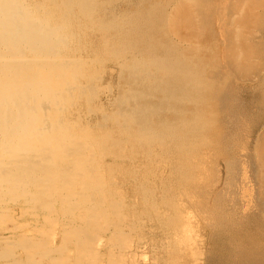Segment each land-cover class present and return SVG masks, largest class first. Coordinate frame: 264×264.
Listing matches in <instances>:
<instances>
[{"label": "bare ground", "instance_id": "obj_1", "mask_svg": "<svg viewBox=\"0 0 264 264\" xmlns=\"http://www.w3.org/2000/svg\"><path fill=\"white\" fill-rule=\"evenodd\" d=\"M143 247L264 264V0H0V264Z\"/></svg>", "mask_w": 264, "mask_h": 264}, {"label": "rangeland", "instance_id": "obj_2", "mask_svg": "<svg viewBox=\"0 0 264 264\" xmlns=\"http://www.w3.org/2000/svg\"><path fill=\"white\" fill-rule=\"evenodd\" d=\"M16 212L17 213H19V211H18V207H16ZM17 221H19V222H17L16 221V223L17 224H30L31 223V221H29V218H26V219H20V220H18V219H16ZM144 230V229H143ZM135 232H137V233H135ZM134 232V234L133 233H131V236H129L128 237V241H132V242H137V241H139L140 239H139V237L141 238H144L143 237V235L146 233V230H144V231H142L141 229H139V230H137V231H135ZM144 232V233H143ZM137 236H136V235ZM132 239V240H131ZM142 242H144V240L142 241ZM129 243V242H128ZM146 245V244H145ZM140 250V251H139ZM138 250V252L135 254V261H136V264H149V260H151L150 259V257H151V255L152 254H155V253H157L158 251H156V250H153V251H150L149 249H146L145 247H143V248H141V249H139ZM151 252V253H150ZM149 254V255H148ZM151 254V255H150ZM141 257H142V259H141ZM145 257V258H144ZM148 257H149V259H148ZM144 259V260H143ZM145 262V263H144Z\"/></svg>", "mask_w": 264, "mask_h": 264}]
</instances>
